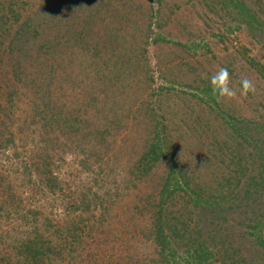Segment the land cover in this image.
Here are the masks:
<instances>
[{
  "label": "trees",
  "instance_id": "obj_1",
  "mask_svg": "<svg viewBox=\"0 0 264 264\" xmlns=\"http://www.w3.org/2000/svg\"><path fill=\"white\" fill-rule=\"evenodd\" d=\"M135 1L0 0V150L16 147V123L20 127V135L28 131L25 136L26 139L30 138L29 144L37 142L33 155L25 152L23 174L33 185V174H40L43 183L53 194L59 186L51 170L48 151L49 146L59 140V133L69 140L77 139L90 161L98 157L100 162L107 155L111 159V152L115 150L112 141L123 145L119 146L117 152L121 156L124 152L133 155L141 148L134 165L138 170L135 179L150 183L152 177L157 188L150 186V189L146 187L147 191L138 192L141 197L134 207L137 214L144 216L148 222L143 228L134 221L133 224L140 230L139 235L143 240L155 249L156 255L150 264H230V253L241 254L245 246L249 247V259L241 256L235 263L240 264L245 260L252 262L259 255H264L262 216L261 219L250 220L249 224L239 223L238 226L253 230L251 235L255 238L247 243H238L236 253L230 249L232 239H226L221 234L226 229L223 228L224 222L209 223V228L202 235L201 230L192 228L185 219L193 217L196 210H200L201 216L221 214L217 210L222 203L220 194H223L222 197L226 195V199L231 196L238 200V194L242 197L244 191V197L239 200L242 202L240 206L244 203L247 206L248 203L255 204L263 197L264 129H260V124L252 127L249 122L239 120L232 114H228L225 122L222 116L217 115L222 120L221 126L226 135L237 143L238 153L230 148L223 150L224 145L215 141L216 132L210 133L204 129L206 136L192 133L198 144H192V150L186 149L185 158H188L186 162L189 167L182 159H177L167 143V127L158 120L156 104L160 100H152L154 78L149 69L144 71L146 67L143 66L149 42L156 44L167 40L159 35L150 40L151 23L146 26L147 19L140 20L145 13H134L136 5L140 12L145 10L147 0ZM229 4L238 10L237 14L249 30L255 31L256 24L261 25L253 7L232 0ZM128 24L131 29L125 30L123 27L129 28ZM122 39L124 42L129 39L127 45L122 46ZM68 89L76 92L73 96L74 108L66 105L65 98H57L67 96L62 93ZM201 93L211 97V88H203ZM213 101L217 103L215 99ZM28 105L31 106L28 111L31 120L26 128L20 124L19 107ZM31 126H40L43 130L42 140L36 139ZM209 136L213 138L210 146V141L199 144L200 139ZM21 139L25 141L24 136H20ZM39 142L43 143L41 148ZM24 145L27 148L28 142L25 141ZM200 145L207 148L203 157L196 151ZM193 156L198 159H193ZM224 157L230 159L226 164V158L221 163ZM192 160L213 163L206 164V169L202 171ZM162 162L165 163L164 174H156L158 178L152 176L153 169ZM254 162H258V174L246 178L242 184L245 190L239 189L241 180ZM221 164H224L223 167ZM228 168L230 171L226 176ZM207 169L212 173L208 174ZM202 172L204 177L200 178L209 175V181L221 183L220 180H224L226 185H221L217 192L209 189L205 192L207 196L203 197L202 190L192 184L194 181L198 185L196 180H199ZM6 179L5 176L0 180V211L19 212L23 200ZM226 186L234 190L224 192ZM82 196L81 206L78 207L81 213L92 212V218L99 208L104 211L102 217L108 213L109 205L98 193L90 199L86 194ZM181 196L186 198L187 204L182 211L169 210L170 201ZM108 198H112L110 193ZM262 201L264 204V198ZM188 204L192 208L188 209ZM86 220L90 218L78 217V220L60 223L53 232L57 236L53 233L48 236L35 228L29 237L20 240L21 262L16 264H57L65 261H74L75 264L82 257L76 247L84 232L89 227L90 230L96 229L93 226L97 224L104 226L98 220L91 226ZM211 225L214 226L213 230ZM48 226H52L50 220ZM52 237H56V242ZM130 256H127L131 260L129 264H143Z\"/></svg>",
  "mask_w": 264,
  "mask_h": 264
},
{
  "label": "rangeland",
  "instance_id": "obj_2",
  "mask_svg": "<svg viewBox=\"0 0 264 264\" xmlns=\"http://www.w3.org/2000/svg\"><path fill=\"white\" fill-rule=\"evenodd\" d=\"M232 1L235 3L244 2L247 7H253L257 11L258 24L261 25L256 24L255 31L249 30L246 24L241 21V17L237 14L238 10H234L229 4L230 0H147L146 9L141 12L140 9H137V5L136 8L133 5L134 13L135 11L136 13H145L140 20L146 18V26L147 23H151L150 40L158 35L167 40L156 44L149 42L143 58V66L146 67L144 71L149 69L150 75L154 78L152 87L155 88V91L152 93V100H160L157 101L159 105L156 104L158 107L156 112L159 115L158 120L167 127L166 133L169 135L167 143L171 147V152L177 159H182L188 167L186 162L188 158H185L187 156L186 149L192 150V144H198L197 139L192 136L193 132L202 134V136H206L203 132L204 129L209 130L210 133L216 132L217 139L215 141L224 145L222 146L223 150L230 148L232 152L235 150L238 153L237 143L226 135L219 116H222L225 122L226 117L228 120V114H232L239 120L249 122L252 127L260 124V129H264V39H262L264 35L262 33L264 29V0ZM128 27L123 28L131 29L129 24ZM124 41L122 39V46L127 45L129 39L127 42ZM89 42L92 45L91 41ZM222 67L228 69L230 87L236 92V96L228 100H217L212 94L210 97L201 93L203 88L209 86V78ZM244 78L252 82L254 91L241 95L240 81ZM62 94H66L68 97L57 96V98L60 100L65 98L66 105L74 108L75 98L73 96L76 94L74 89H68L66 93ZM214 99L217 103L213 101ZM19 108H21L19 112L20 124L27 128L31 120L30 114H28L31 106ZM91 115L92 113L89 115L90 118ZM18 129L20 127L16 123L14 128L17 132L16 147L0 150V180L6 176L8 178L6 180L11 182L14 192L23 200L22 209L19 212L0 211V264L21 262L20 240L29 237L35 228L50 236V233H53L60 223L72 222L78 220V217L81 219L90 218L86 221H89L91 226L97 222L96 220L103 222L104 226L100 227L97 224L96 227L93 226L96 229L90 230L89 227L84 232L81 242H77L76 247L77 253L82 257L75 264H129L131 262L127 257L129 255L143 264H150L156 255L155 249L150 243L143 240L139 235L140 230L135 228L136 224H133L134 221L140 228H143L144 224L148 222L145 221L144 216L137 214L134 207L141 197L138 192H145L147 188H151L150 186L157 188V183L154 184L155 180L152 177L150 183L142 182L144 180L138 182L135 179L138 170L134 168V165H136L141 148H138L133 155L124 152L121 156L117 152H119V146L123 145H118V141H112L115 150L111 152L112 154L109 153L111 159H108L107 155L100 162L98 157V159L93 158L90 161L86 158L85 148L82 145L79 146L77 139L69 140L59 133V140L51 147L49 146L48 151L51 170L57 177L59 186L52 194L43 183L40 174H33L34 185L23 174L25 152L33 155L32 151L37 141L29 144L30 138L26 139L25 136L28 131L24 135H20ZM30 130L35 133L34 136L38 141L42 140L43 130L40 126H31ZM20 136H24L25 141L28 142L27 148L26 145L23 146L25 141L20 140ZM117 140L120 142V139ZM208 141H210V146L213 138L210 136L207 139L202 138L199 144ZM39 144L41 148L43 143L39 142ZM205 149L207 148H201L200 145L196 151L203 157ZM127 150L133 152L131 149ZM16 151H18L17 154ZM246 154L244 153L245 165ZM193 159L198 158L193 156ZM227 159L230 160L229 157H224L221 163L225 160L226 164ZM192 161L202 171L206 169V164L213 163L210 161L206 163L202 160ZM248 162L251 161L248 160ZM257 164L258 162L250 164V169L246 177L241 180L239 189L245 190L242 188V184L246 178L258 174ZM223 165L221 164L222 167ZM153 171L155 174L153 173L152 176L156 178L163 175L165 163L157 164ZM228 171L230 168L225 171L226 176H228ZM207 173L211 174L212 172L207 169ZM156 174L158 175L156 176ZM200 177H204L203 172L199 176V180H196L198 185L196 186L194 181L192 184L195 188L198 187L202 190L203 197L207 196L205 192L209 189L212 192H217L221 185H226L224 180H220L221 183L209 181V175L206 176L207 178ZM0 187H2L1 183ZM228 190L232 189L226 186L224 192H228ZM243 192L241 193L242 197H240V193L238 194V200L231 196L226 199V195L222 197L223 194L219 193L222 203L217 207V210H220L221 214L201 216L199 215L200 210H196L193 217L190 219L186 217L185 220H188L192 228L201 230L202 235L209 228V223L224 222L223 228L226 229L221 231V234L226 239H232L230 249L236 253L235 251L239 247L238 243L245 241L247 243L248 240L255 238L251 235L253 230L240 227L239 223L249 224L250 220L258 219L261 216L262 219H260L264 222V215H262L264 213L262 201L264 195L255 204L248 203L247 206L244 203L243 206H240L242 202L239 200L244 197ZM95 193L104 198L106 204L109 205H104L108 207V213L104 217H102L104 214L102 208L94 212V218L91 217L92 212L84 214L78 209L81 206L82 195L86 194L90 199ZM109 193L112 200L108 198ZM117 194L119 196L115 197ZM186 205V198L175 197L170 201L169 210L182 211ZM187 207L188 209L192 208L189 204ZM219 216L220 218H218ZM48 220L52 223L50 228ZM261 228V236L264 238V223ZM211 229H214L213 225H211ZM52 239L56 242V237H52ZM248 249L249 247L245 246L241 254L230 253V264H236L235 261L240 260L241 256H246L245 258L249 259ZM236 255L240 256L236 257ZM57 264H74V261ZM240 264H264V255H259L252 262L245 260Z\"/></svg>",
  "mask_w": 264,
  "mask_h": 264
},
{
  "label": "clouds",
  "instance_id": "obj_3",
  "mask_svg": "<svg viewBox=\"0 0 264 264\" xmlns=\"http://www.w3.org/2000/svg\"><path fill=\"white\" fill-rule=\"evenodd\" d=\"M240 84L241 95L254 91L252 82L247 78L242 79L240 81ZM209 87L211 88L213 97L217 100H228L236 96L235 90L230 87L229 73L227 68H220L214 75L209 78Z\"/></svg>",
  "mask_w": 264,
  "mask_h": 264
}]
</instances>
